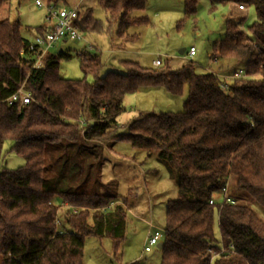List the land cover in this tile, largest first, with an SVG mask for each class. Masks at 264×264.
Returning <instances> with one entry per match:
<instances>
[{
  "label": "trees",
  "instance_id": "16d2710c",
  "mask_svg": "<svg viewBox=\"0 0 264 264\" xmlns=\"http://www.w3.org/2000/svg\"><path fill=\"white\" fill-rule=\"evenodd\" d=\"M6 1L0 0V9ZM96 1L122 41L133 39L129 27L148 23L132 14L144 9L146 0ZM223 1L251 5L256 14L248 27L251 36L228 22L224 37L214 43V59L243 63L225 76L197 73L191 60L177 69L156 70L121 60V71L98 76L99 55L81 51L77 57L84 77L64 78L59 63L70 55L47 53L34 67L20 22L0 19V160L7 139L24 158L21 166L0 170V264H82L89 235L109 237L116 254L127 198L91 190L101 174L102 150L116 140L156 150L160 160L177 169V196L165 207L160 264H264V220L233 195L238 188L264 210V0ZM197 2L183 0L187 15L194 14ZM74 24L81 31L104 27L90 8L77 10ZM46 29L38 26L36 33ZM184 85L182 111L138 112L120 131L116 116L126 94L162 86L180 95ZM20 87L29 102L8 104ZM229 179L234 202L216 203L214 195ZM61 206L73 230L57 229ZM215 209L219 243L213 233ZM220 244L227 250L231 246V252L212 257Z\"/></svg>",
  "mask_w": 264,
  "mask_h": 264
},
{
  "label": "rangeland",
  "instance_id": "374dc122",
  "mask_svg": "<svg viewBox=\"0 0 264 264\" xmlns=\"http://www.w3.org/2000/svg\"><path fill=\"white\" fill-rule=\"evenodd\" d=\"M47 5L55 9L78 8V11L90 8L94 18L103 23L101 30H79L83 37L81 40H61L48 49L50 54L64 52L70 55L60 61L58 73L61 77L73 79L84 77L76 54L78 51L99 55L101 66L98 76L108 70L121 71V60L136 61L141 66L155 70L160 66L177 69L191 60L197 73L217 72L221 65L225 67L224 63L228 62L232 70L238 71L243 67L242 62L212 57L214 43L224 37L228 22L239 24L251 36L248 27L256 18L253 6L244 5V9H240L238 3L232 1L198 0L194 14L187 15L183 0H146L145 8L132 14L136 17L145 16L148 23L129 27L127 34L134 37L126 41L116 36V25L107 22L106 13L96 0H43V6L40 7L34 4V0H8L0 9V19L18 20L21 34L31 40L38 26L48 28L51 24L46 18ZM190 46L195 48V54L191 57L186 54ZM155 58L161 60L158 68L152 64ZM227 71L222 70L220 74H224L221 76ZM85 78L89 82L94 80L92 74ZM186 95V85L180 95L170 94L162 86L140 87L136 92L125 95L124 108L116 116V121L124 125L138 112L182 111ZM121 127L119 129L123 131ZM12 144L10 139L3 143L0 170L15 169L24 163V158L11 149ZM101 156V174L97 176V182H93L91 190L116 193L127 198L125 232L116 254L109 237L86 236L82 264H160L157 244L152 245L149 251L144 250V245L149 233L163 231L166 203L177 196L176 167L160 160L156 150L135 148L127 141L116 140L112 145L104 146ZM233 195L236 201L251 206L264 220V210L247 193L237 188ZM222 199L221 192L214 195L216 203ZM54 202L61 204L59 199ZM65 211L64 206L58 210L57 229L73 230L63 218ZM213 233L216 243H219L216 209Z\"/></svg>",
  "mask_w": 264,
  "mask_h": 264
},
{
  "label": "built area",
  "instance_id": "2783aa9c",
  "mask_svg": "<svg viewBox=\"0 0 264 264\" xmlns=\"http://www.w3.org/2000/svg\"><path fill=\"white\" fill-rule=\"evenodd\" d=\"M34 4L38 7L43 6V0H34ZM240 9H244V5H238ZM47 16L46 18L51 21L50 26L42 33H36L34 37L30 40L28 45V49L33 53V66L40 67L43 62L44 56L48 53V49L52 47L56 42L61 40H81L83 37L79 33V29L74 24V19L77 17V10L75 8H60L55 9L52 6L47 5ZM80 51L76 52L79 55ZM24 54V50H20V55ZM187 56L191 57L195 54L194 46H190L188 51L186 52ZM152 64L155 67H159L161 65V60L159 58H155L152 61ZM241 71L238 72L240 74ZM237 74V76H238ZM30 100V95L26 92L22 87L18 88L13 94H11L6 101L8 104L16 103L19 106L28 103ZM222 200L234 202V199L231 195V191L229 189V181L227 180L224 185L221 187ZM210 203L213 200H209ZM111 204L106 207H101V209L110 208ZM72 211H76V207H71ZM59 222L58 218L55 219V224L57 225ZM151 226V224H150ZM163 235V231L155 230L153 233H149L148 239L145 242L144 250L149 251L152 245L158 244ZM218 251H212L213 256L224 255L226 256L231 252L232 247L227 250L221 244L218 247Z\"/></svg>",
  "mask_w": 264,
  "mask_h": 264
},
{
  "label": "crops",
  "instance_id": "0c3cea01",
  "mask_svg": "<svg viewBox=\"0 0 264 264\" xmlns=\"http://www.w3.org/2000/svg\"><path fill=\"white\" fill-rule=\"evenodd\" d=\"M76 10H78V8H75ZM226 64V65H225ZM224 65H225V67L223 66V65H221L220 66V68H219V71H217L216 73L218 74V75H221V74H224V72H222L221 74H220V72L222 71V70H224V69H226V70H229V68H230V66H228V65H230V63H224ZM229 71H227V73H228ZM226 75V74H225ZM225 75H223V76H225ZM117 126L118 127H120V126H122V125H119V123L117 122ZM231 180L232 179H229V182H231Z\"/></svg>",
  "mask_w": 264,
  "mask_h": 264
},
{
  "label": "water",
  "instance_id": "95a60500",
  "mask_svg": "<svg viewBox=\"0 0 264 264\" xmlns=\"http://www.w3.org/2000/svg\"><path fill=\"white\" fill-rule=\"evenodd\" d=\"M182 52H183V49L180 50V53H182ZM161 246H162V242L159 241L158 244H157V247H158V248H161Z\"/></svg>",
  "mask_w": 264,
  "mask_h": 264
}]
</instances>
